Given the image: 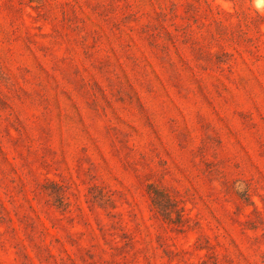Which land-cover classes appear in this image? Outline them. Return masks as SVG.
Wrapping results in <instances>:
<instances>
[{"label": "rangeland", "instance_id": "obj_1", "mask_svg": "<svg viewBox=\"0 0 264 264\" xmlns=\"http://www.w3.org/2000/svg\"><path fill=\"white\" fill-rule=\"evenodd\" d=\"M0 264H264V7L0 0Z\"/></svg>", "mask_w": 264, "mask_h": 264}, {"label": "clouds", "instance_id": "obj_2", "mask_svg": "<svg viewBox=\"0 0 264 264\" xmlns=\"http://www.w3.org/2000/svg\"><path fill=\"white\" fill-rule=\"evenodd\" d=\"M253 3L255 4L257 9L264 7V0H253Z\"/></svg>", "mask_w": 264, "mask_h": 264}, {"label": "trees", "instance_id": "obj_3", "mask_svg": "<svg viewBox=\"0 0 264 264\" xmlns=\"http://www.w3.org/2000/svg\"><path fill=\"white\" fill-rule=\"evenodd\" d=\"M157 194V193H156ZM159 196V195H158Z\"/></svg>", "mask_w": 264, "mask_h": 264}]
</instances>
